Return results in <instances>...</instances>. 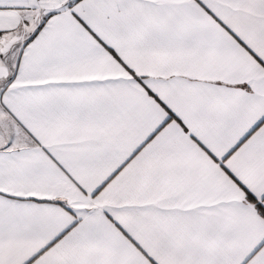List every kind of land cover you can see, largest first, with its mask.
Listing matches in <instances>:
<instances>
[{"label": "snow or ice", "instance_id": "6c2138e0", "mask_svg": "<svg viewBox=\"0 0 264 264\" xmlns=\"http://www.w3.org/2000/svg\"><path fill=\"white\" fill-rule=\"evenodd\" d=\"M0 264H264V0H0Z\"/></svg>", "mask_w": 264, "mask_h": 264}]
</instances>
